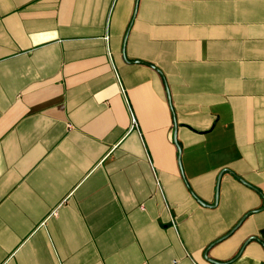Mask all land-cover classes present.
Instances as JSON below:
<instances>
[{
  "label": "crops",
  "instance_id": "1",
  "mask_svg": "<svg viewBox=\"0 0 264 264\" xmlns=\"http://www.w3.org/2000/svg\"><path fill=\"white\" fill-rule=\"evenodd\" d=\"M0 264H264V0H0Z\"/></svg>",
  "mask_w": 264,
  "mask_h": 264
},
{
  "label": "built area",
  "instance_id": "2",
  "mask_svg": "<svg viewBox=\"0 0 264 264\" xmlns=\"http://www.w3.org/2000/svg\"><path fill=\"white\" fill-rule=\"evenodd\" d=\"M132 126H134V127L136 126V121H135L134 117L132 118Z\"/></svg>",
  "mask_w": 264,
  "mask_h": 264
}]
</instances>
